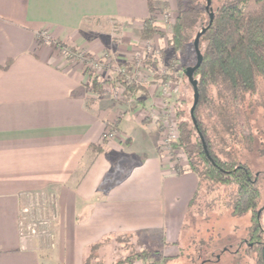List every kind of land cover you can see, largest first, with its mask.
I'll return each mask as SVG.
<instances>
[{"label":"crops","instance_id":"crops-1","mask_svg":"<svg viewBox=\"0 0 264 264\" xmlns=\"http://www.w3.org/2000/svg\"><path fill=\"white\" fill-rule=\"evenodd\" d=\"M176 2L154 5L172 11ZM148 15L147 0H0V264H83L91 244L141 228H159L164 251L179 239L197 176L161 160L157 128L140 114L156 85L121 112L89 98L83 70L37 38L45 31L98 53L116 20ZM100 21L108 39L86 35ZM117 116L120 135L103 139ZM31 206L50 218L47 246L20 233Z\"/></svg>","mask_w":264,"mask_h":264},{"label":"trees","instance_id":"trees-1","mask_svg":"<svg viewBox=\"0 0 264 264\" xmlns=\"http://www.w3.org/2000/svg\"><path fill=\"white\" fill-rule=\"evenodd\" d=\"M147 6L149 15L141 20L139 28V35L145 39L158 33L154 0H147ZM201 29L204 31L199 35L198 47L202 60L193 73L195 88L183 72L192 91H197V102L192 114L189 109L188 119H178L174 146L183 150L187 169L197 176L182 229L189 222L188 216L208 220L211 213L224 210L233 215L249 213V237H258L254 264H264V238L256 234L263 230L264 172L255 169L253 159L247 157L264 155L257 146L260 140L253 124L264 92V0H210L208 7L207 0H177L168 43L185 60L183 71L186 62H196L193 41ZM123 83L127 94L143 93V98H135L142 103L147 87ZM86 85L97 91L101 82L89 73ZM211 232L210 228L208 240ZM102 241L89 246L83 264H103L94 254ZM240 250L238 244L233 252ZM151 254L150 250H135L110 264L145 260Z\"/></svg>","mask_w":264,"mask_h":264},{"label":"rangeland","instance_id":"rangeland-1","mask_svg":"<svg viewBox=\"0 0 264 264\" xmlns=\"http://www.w3.org/2000/svg\"><path fill=\"white\" fill-rule=\"evenodd\" d=\"M177 3V2H176ZM156 7V6H155ZM175 10L156 8L155 25L158 33L151 38H142L139 35L141 23L127 24L116 20L112 27L109 46L102 48L98 53H90L87 50L71 45H66L74 50V58L68 57L71 64L78 65L80 69L87 70L85 82L89 73L101 82L100 88L94 91L92 85H86L89 98L96 96L106 97L113 101L114 105L125 112L133 110L138 103L135 98H141L143 93L138 91L134 95L125 92V83L133 82L139 86H146L148 98V86L156 85V101L140 107L144 122H152L157 128L158 151L161 160L170 161L177 170L187 168L186 155L181 148H175L177 143V121L179 118L188 119L189 109L192 103V88L183 74L185 60L179 52H173L168 43L172 32V22ZM100 31H86L89 37L103 36L108 39L105 24L98 22ZM98 23H96L98 26ZM80 54L81 57H76ZM185 65H189L186 62ZM123 70L122 72L118 70ZM166 88L165 94L163 93ZM264 90V85L262 87ZM256 99L260 98L258 95ZM143 98V97H142ZM262 103L256 106L254 127L257 129L259 142L257 146L264 150V92L261 94ZM120 114V113H119ZM119 117L105 127L104 132H113V136L103 139H115L120 135L118 129ZM103 132V134H104ZM174 136V137H172ZM170 138V139H167ZM253 159L251 164L255 169L264 172V155L248 154ZM176 166V168H175ZM178 172V171H177ZM264 201V200H263ZM29 208L28 221L38 223L47 220V231L44 234L34 233L30 238L40 241L44 246L50 244V218L45 216L44 208L31 206ZM192 217V216H191ZM188 224L181 229V235L172 249L164 251L159 228L137 229L130 236L120 235L118 238L111 236L103 238L100 246L94 251L103 264H110L116 259L123 258L135 250L146 249L152 252L151 257L142 260V264H254L256 260V247L258 237H249L250 214L233 215L229 210L221 213H211L208 220L196 216L190 218ZM259 229L256 234L264 238V213L261 216ZM38 225V224H37ZM39 227V225H38ZM211 228V240H208V231ZM209 229V230H208ZM203 240L204 242H202ZM241 250L236 254L237 245ZM226 247L228 250H226ZM173 253H170L171 251ZM166 252V253H165ZM170 253V254H169Z\"/></svg>","mask_w":264,"mask_h":264},{"label":"built area","instance_id":"built-area-1","mask_svg":"<svg viewBox=\"0 0 264 264\" xmlns=\"http://www.w3.org/2000/svg\"><path fill=\"white\" fill-rule=\"evenodd\" d=\"M37 38L41 41H46L48 42L49 44L53 45L54 47H56L59 52L61 53V55H63L67 60H68V57L71 58H74V53L73 52L74 50L70 49L69 47H67L65 43L61 42L60 40H57L55 38H52L51 36H49L47 34V32L45 31H40L37 35ZM76 57H81L80 54H77ZM119 72L123 71L122 69L121 70H118ZM163 93L165 94V90L166 88L164 87L163 89ZM113 136V132L110 131V132H104L103 134V137L104 138H109V137H112ZM174 137V136H172ZM167 139H170V138H167ZM29 208L31 207H23L22 208V212L24 214H28L29 215ZM39 227H38V225ZM47 220H40L38 223H31L30 221H28V217L26 218V216L23 217V219H21V235L23 237H30L31 235H33L34 233H38V234H44L46 231H47Z\"/></svg>","mask_w":264,"mask_h":264},{"label":"water","instance_id":"water-1","mask_svg":"<svg viewBox=\"0 0 264 264\" xmlns=\"http://www.w3.org/2000/svg\"><path fill=\"white\" fill-rule=\"evenodd\" d=\"M209 4H210V0H207V7L209 6ZM210 17H212V12H210ZM203 31H204V29H201V31L195 35L194 41H193V47H194V50L196 53V62L194 65L186 66L184 71H183L185 73V75L188 77V80L191 83L193 88H195V85H196V80L193 79V73H194V70L196 69V67L199 65V63L202 60V55H201L200 49L198 47V39H199L200 33ZM197 97H198L197 91L194 90L193 91V103H192V106L190 108L191 114H192L193 108L197 102Z\"/></svg>","mask_w":264,"mask_h":264}]
</instances>
